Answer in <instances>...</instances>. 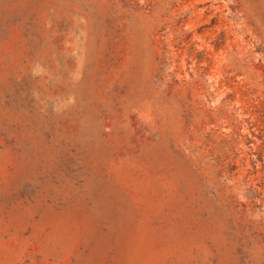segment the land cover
<instances>
[{
  "label": "rangeland",
  "instance_id": "rangeland-1",
  "mask_svg": "<svg viewBox=\"0 0 264 264\" xmlns=\"http://www.w3.org/2000/svg\"><path fill=\"white\" fill-rule=\"evenodd\" d=\"M0 264H264V0H0Z\"/></svg>",
  "mask_w": 264,
  "mask_h": 264
}]
</instances>
